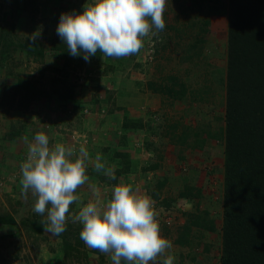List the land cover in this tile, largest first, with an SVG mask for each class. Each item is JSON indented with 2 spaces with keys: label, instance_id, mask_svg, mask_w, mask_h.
Instances as JSON below:
<instances>
[{
  "label": "rangeland",
  "instance_id": "rangeland-1",
  "mask_svg": "<svg viewBox=\"0 0 264 264\" xmlns=\"http://www.w3.org/2000/svg\"><path fill=\"white\" fill-rule=\"evenodd\" d=\"M85 3L92 0H0V215L13 217L0 221V264H112L110 254L73 241L79 223L69 220L60 236L45 232L40 221L46 214L33 211L31 193L21 194L22 138L31 141L41 131L50 145L87 148L89 184L103 202L124 182L151 196L162 216L170 212L172 224L161 227V235L173 243L175 264H220L224 155L215 136L224 125L225 15L210 13L208 3L198 8L193 0H167L157 42L146 39L136 55L98 52L86 62L71 56L56 33L61 13H80ZM37 30L35 52L28 37ZM198 36L201 54L190 60L188 47ZM154 43L158 51L151 57ZM149 82L177 91L185 84L188 91L174 99L150 91ZM98 153L114 167L116 180L94 170ZM76 194L81 199L71 213L93 199L87 185ZM192 220L201 226H191ZM188 226L189 244L182 246L177 238ZM69 232L76 250L66 258L62 236Z\"/></svg>",
  "mask_w": 264,
  "mask_h": 264
},
{
  "label": "clouds",
  "instance_id": "clouds-1",
  "mask_svg": "<svg viewBox=\"0 0 264 264\" xmlns=\"http://www.w3.org/2000/svg\"><path fill=\"white\" fill-rule=\"evenodd\" d=\"M84 10L61 13L56 33L73 57L83 55L88 62L98 52L106 57L122 58L138 54L145 40H151L165 28L167 0H92ZM32 33L30 45L40 38ZM27 145L26 160L21 163V194L35 197L33 211L46 219L40 223L44 231L60 236L67 231L69 220L79 223L84 244L108 255L112 264H175L171 254L173 243L161 235V225L155 201L132 184L121 182L103 202L95 184H89L88 162L84 145L77 149L63 143L50 145L43 131L35 134ZM94 170L110 180H116L115 169L98 153ZM87 185L93 199L79 207L78 189ZM166 228V227H165Z\"/></svg>",
  "mask_w": 264,
  "mask_h": 264
},
{
  "label": "trees",
  "instance_id": "trees-1",
  "mask_svg": "<svg viewBox=\"0 0 264 264\" xmlns=\"http://www.w3.org/2000/svg\"><path fill=\"white\" fill-rule=\"evenodd\" d=\"M205 3L210 13L225 15L227 23L226 63L221 80L225 89L224 125L219 136H215L222 142L224 155L219 261L220 264H264V0H193L198 8ZM157 40V36L152 38L153 42ZM203 43V37L198 36L188 47L192 52L190 60L200 56L201 49L196 47ZM155 45L153 49L157 53ZM33 50L36 52L34 45ZM179 86L181 89L177 91L160 82L147 84L150 91L174 99L188 91L185 84ZM176 124L170 126L171 130L175 131ZM186 140L184 137L181 141ZM157 167L154 164L148 170ZM181 195L190 196L187 192ZM0 221L12 223L13 217L3 214ZM190 225L201 226V223L192 220ZM210 225L205 228H212ZM189 232L190 226L177 238V243L187 246ZM79 233H71L75 243L80 239ZM69 235L70 232L62 236L66 258L76 250Z\"/></svg>",
  "mask_w": 264,
  "mask_h": 264
},
{
  "label": "built area",
  "instance_id": "built-area-1",
  "mask_svg": "<svg viewBox=\"0 0 264 264\" xmlns=\"http://www.w3.org/2000/svg\"><path fill=\"white\" fill-rule=\"evenodd\" d=\"M148 40V39H147ZM150 43L152 41L151 40H148ZM153 42V41H152ZM154 54V50L152 48V45L149 47V55L152 57ZM148 55V56H149ZM169 212V211H168ZM159 213V212H158ZM169 215H170V212H169ZM169 215H165V216H162V214L159 213L158 215V219H159V222H160V225L161 227H168L172 224V221H173V217L169 216Z\"/></svg>",
  "mask_w": 264,
  "mask_h": 264
}]
</instances>
